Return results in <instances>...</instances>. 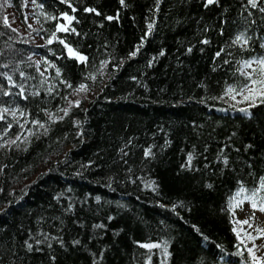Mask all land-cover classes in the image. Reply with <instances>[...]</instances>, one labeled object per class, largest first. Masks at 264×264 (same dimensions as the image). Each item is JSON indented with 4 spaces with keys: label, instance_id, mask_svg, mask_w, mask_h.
<instances>
[{
    "label": "trees",
    "instance_id": "trees-1",
    "mask_svg": "<svg viewBox=\"0 0 264 264\" xmlns=\"http://www.w3.org/2000/svg\"><path fill=\"white\" fill-rule=\"evenodd\" d=\"M70 2L75 13L60 0H0V73L23 83L27 96L0 75V105H18L26 115L17 113L16 120L28 121L24 129L11 115L0 121V143L20 136L15 145L0 147V264H48L50 254L57 256L55 264H243L234 255L239 241L228 201L238 181L250 189L264 176V105L244 115L227 97H212L242 79L238 61L264 52V14L249 9L256 21L249 27L241 7L246 0L207 7L205 0H161L158 9L155 0H125L126 6L119 0ZM38 4L50 15L68 11L77 17L79 36L57 35L86 62L68 58L58 41L46 44L56 21L40 16ZM17 19L21 29L13 26ZM148 23L153 29L145 35ZM245 29L250 51L231 43ZM137 46V55L129 57ZM222 47L221 57H214ZM102 60L108 64L101 76L96 70ZM93 72L95 81L85 79ZM81 82L89 89L77 93ZM75 100L80 105L69 106ZM64 107L67 116L58 111ZM44 110L63 119L49 121ZM9 122L13 126L4 134ZM246 144L252 148L245 150ZM189 152L191 165L181 168ZM45 235L51 249L35 245ZM52 237H60L67 250ZM73 239L81 243L73 247ZM25 240L43 251L28 252ZM137 241H167L171 255L165 260L161 250L149 252Z\"/></svg>",
    "mask_w": 264,
    "mask_h": 264
},
{
    "label": "snow or ice",
    "instance_id": "snow-or-ice-1",
    "mask_svg": "<svg viewBox=\"0 0 264 264\" xmlns=\"http://www.w3.org/2000/svg\"><path fill=\"white\" fill-rule=\"evenodd\" d=\"M120 4L122 6L125 5V0H119ZM161 0H155V6L158 9L160 5ZM33 4H36V0H32ZM61 4H67L68 8L71 10L72 13H75L77 9L73 7L70 0H60ZM215 3H218V0H205V7L208 5H213ZM39 9H41L39 15L43 16L46 20H53L56 21L55 23V30L52 31L47 40L46 44L51 45L53 41H58L61 45H63V49L67 52V57L74 59L76 62H86L88 60V57L82 54L77 48L73 47L71 44L67 43L64 39L60 38L57 33H70L79 36L80 33L77 31V29L73 26V23H79L77 17L75 15L69 14L68 11H63L59 14V17L55 15H50L49 13L45 12L44 5L38 4L36 5ZM242 10L247 11V16L244 17L245 23L250 27L251 25L255 24L256 21L254 19H250L253 17V12L249 9L257 10L260 14H264V0H246V5H241ZM83 11L86 13H94L97 16H100L101 13L94 7H85L83 8ZM264 19V15L261 17ZM27 19V17L25 18ZM104 19L106 20H113V16H105ZM62 21V22H61ZM3 24L5 27H10L9 19L7 16L3 18ZM29 28H31V25H29ZM153 29V24L148 23L147 24V32L145 35H148L151 33ZM207 30V28L205 29ZM11 31L16 32L17 29L12 28ZM222 34V33H221ZM143 38L141 40V46H142ZM210 41L208 39H204L201 41L203 44H208ZM252 37L247 35V29L245 31H241L238 34L235 35L234 39L231 41L232 45H240L241 51H250L251 44H252ZM139 47L137 46L134 51L129 52V57H134L137 55L139 51ZM259 48L261 50H264V39H261L259 42ZM188 52L192 51V48L189 47L187 49ZM224 52V48H220L218 51L214 53V57H221V54ZM160 55H163V51H161ZM45 64H49L47 60L44 61ZM225 64L229 63L228 60L223 61ZM151 64V62H149ZM240 67L237 69V71L240 74V77L242 79L237 78L234 80L233 83L225 84V87L222 91V94L218 97H212V99H221L223 100L225 97L228 98V101L231 102V107L233 109H236L242 113H245L246 115H251L250 109L255 108L258 104L264 105V52H261L258 55L255 56H249L247 59H242L237 62ZM108 64L107 60L100 61V68L96 70L101 76L103 75V70L105 66ZM50 67H55L54 64H49ZM3 67L7 68V65H4ZM250 69V71H249ZM37 71H39V67L37 68ZM21 77H25L24 72L19 73ZM0 75H3L5 79L8 82V85L11 87L19 88L18 95L24 99H27V96L25 95L26 89L23 83H16V81L13 80V76L9 75L7 72L0 73ZM41 77L44 76V73H40ZM61 75V70L59 68H56V76L59 77ZM85 79H91L93 81L96 80V73H88V75L85 77ZM46 81L42 80L41 83H45ZM60 83L64 84L65 87L72 88V84H70L66 80H61ZM89 86L81 82L79 83L74 91L77 93L80 92H86L88 91ZM53 91L52 87H49L47 89V92L50 94ZM2 94L4 96H10L11 92L9 89H2ZM40 93L37 91H34L32 95H39ZM63 99L67 100V97H63ZM69 106L75 104V106L80 105V100L75 101H68ZM237 105H246L245 107H239L237 108ZM46 112V115L48 116L49 121H55L63 119V116H55L52 113L47 112V110H44ZM59 112H63L64 116H67L69 113V107L59 108ZM17 113H19L20 116H25L26 113L24 110L20 109L17 105L16 107H5L3 105H0V121H3L5 119V114L11 115L13 117V120L19 123V121L16 120ZM28 121L25 120L24 123H19V126L21 129H24V124ZM31 123L33 125H37L38 128L44 129V134H47L48 128L45 127L44 123H41L39 120H32ZM12 123H7L6 127L4 128V134L8 132L10 128H12ZM27 132L30 135H33L32 129H27ZM235 135V133H233ZM20 139V136L17 135L15 139L5 141L4 143H0V147H5L6 145L11 146L15 145L16 141ZM245 150H248L252 148V145L246 144L244 145ZM239 151V149H237ZM150 155L149 151H145V156ZM219 158V157H218ZM193 160V154L191 152L187 155L186 164L181 165V168L188 167L191 165V162ZM224 165L229 164V159L227 156L223 158ZM249 167L251 165L249 164ZM237 190L235 192L234 196H231L228 201V211L234 216L235 210L237 208H242L244 203L247 202L250 205V208L255 212L258 210L261 213H264V176H260L259 178V186L258 187H252V188H246L245 185L238 181L237 182ZM207 187H211V185H206ZM155 190V187H154ZM97 199H99L97 197ZM175 209V205H173V210ZM253 217H248L244 220H233V226L231 231L235 234L237 241L240 243L237 245V251L234 253V255L242 257L243 258V264H264V255H257V251L259 250V247L255 241L259 237H264V228L261 227H255L254 233L244 231L243 227H237L236 225H248L249 228H252V224L250 223V220L253 219ZM111 219V217H109ZM93 227H103V225H93ZM52 240H55L59 243L60 248L67 250L66 245L64 241L60 237H52ZM207 239V237H205ZM252 241V246L248 247L246 242ZM81 242L77 239H73L71 241V244L73 247H76ZM139 247L149 250L153 249H159L162 252V255L165 257V260L171 255L169 251V246L167 241H163L160 243H153V242H147V243H141L139 241L136 242ZM23 244L28 252L32 251H43L42 248L36 247L34 249L33 243H30L28 240L23 241ZM46 244L49 249L53 247L51 243H48V236L45 235L44 239H35V245H42ZM243 249V250H241ZM245 251L247 253V256L245 257ZM48 264H55V261L57 260V256L55 254H50L47 257ZM151 261V256L148 257V262ZM43 264V262H42ZM92 264H97L95 260H93ZM147 264V262H146Z\"/></svg>",
    "mask_w": 264,
    "mask_h": 264
},
{
    "label": "rangeland",
    "instance_id": "rangeland-1",
    "mask_svg": "<svg viewBox=\"0 0 264 264\" xmlns=\"http://www.w3.org/2000/svg\"><path fill=\"white\" fill-rule=\"evenodd\" d=\"M27 13H29V12L27 11ZM13 26L15 28H20V29L22 27H24L22 22L19 21L18 19L16 20V23L13 24ZM253 216H254V218L250 220V223L253 226L252 228H249L248 225H243V226L236 225V226L238 228L243 227L244 231L253 232V235H255V233L253 231L255 227L258 226V227L264 228V213H261L258 210L253 212V210L250 208V205L247 202H245L242 208H237L235 210L234 216L232 215V220H244L248 217H253ZM252 243H253L252 241L246 242L248 247H251ZM255 243L258 246H261V247H259V250L257 251V255H264V237L257 238Z\"/></svg>",
    "mask_w": 264,
    "mask_h": 264
}]
</instances>
